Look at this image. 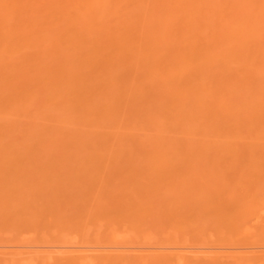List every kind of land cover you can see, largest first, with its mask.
I'll list each match as a JSON object with an SVG mask.
<instances>
[{
    "label": "bare ground",
    "instance_id": "bare-ground-1",
    "mask_svg": "<svg viewBox=\"0 0 264 264\" xmlns=\"http://www.w3.org/2000/svg\"><path fill=\"white\" fill-rule=\"evenodd\" d=\"M3 240L264 264V0H0Z\"/></svg>",
    "mask_w": 264,
    "mask_h": 264
},
{
    "label": "rangeland",
    "instance_id": "rangeland-1",
    "mask_svg": "<svg viewBox=\"0 0 264 264\" xmlns=\"http://www.w3.org/2000/svg\"><path fill=\"white\" fill-rule=\"evenodd\" d=\"M3 241H4L5 244H6V242L8 243V241H6V240H3ZM3 241H2V243L0 242V247H2V248H4V249H7V250H9V249L11 250V249H13V248L15 249L16 245L14 246V245H13L14 243H12V246H10V244H9L10 242H9L8 244H6L5 247H3V246L5 245V244H3ZM5 241H6V242H5ZM31 243H32V245H35L34 242H31ZM31 243L29 242V244H28L29 246H27V245L25 244L24 247H25V246H26V247H32V246H30ZM1 244H2V245H1ZM7 245H8V247H7ZM9 246H10V247H9ZM6 247H7V248H6ZM11 247H12V248H11ZM8 248H9V249H8Z\"/></svg>",
    "mask_w": 264,
    "mask_h": 264
}]
</instances>
